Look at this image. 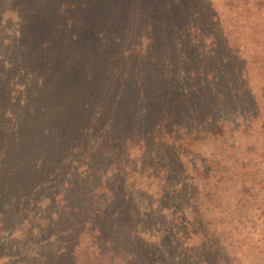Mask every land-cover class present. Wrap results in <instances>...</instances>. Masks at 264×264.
Wrapping results in <instances>:
<instances>
[{"label": "trees", "instance_id": "trees-1", "mask_svg": "<svg viewBox=\"0 0 264 264\" xmlns=\"http://www.w3.org/2000/svg\"><path fill=\"white\" fill-rule=\"evenodd\" d=\"M87 1L0 0V264H264V80L207 1Z\"/></svg>", "mask_w": 264, "mask_h": 264}, {"label": "rangeland", "instance_id": "rangeland-1", "mask_svg": "<svg viewBox=\"0 0 264 264\" xmlns=\"http://www.w3.org/2000/svg\"><path fill=\"white\" fill-rule=\"evenodd\" d=\"M101 1L88 0L79 14L69 10L66 15L55 18L56 23L47 32L49 38L45 42L46 45L49 47L60 43L62 36L67 32L73 34L76 13L83 24L103 13V6H97ZM206 1L215 12L221 27L222 32L218 36L225 40L224 46L228 47L227 49L236 52L231 62L243 68L248 84L257 94L264 80V0H204L205 6L208 7ZM26 12L27 10H24L21 14L25 15ZM149 59L150 54L143 57L141 70L148 68L146 66L149 65ZM259 96L255 98L259 100ZM259 101L261 105L264 100ZM48 262L54 264L51 258H48Z\"/></svg>", "mask_w": 264, "mask_h": 264}]
</instances>
